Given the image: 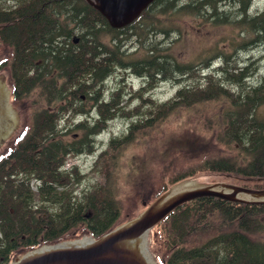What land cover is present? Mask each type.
Listing matches in <instances>:
<instances>
[{
  "label": "trees",
  "instance_id": "1",
  "mask_svg": "<svg viewBox=\"0 0 264 264\" xmlns=\"http://www.w3.org/2000/svg\"><path fill=\"white\" fill-rule=\"evenodd\" d=\"M253 3L155 0L114 29L86 0H0V39L13 46L10 83L25 116L16 143L0 159V264L83 233L100 237L122 222L119 156L138 134L182 108L225 102L217 107L219 120L202 127L222 138L224 155L197 170L233 174L246 187L264 189V118L258 113L264 79L252 81L255 68L238 61L242 50L264 46V7L250 12ZM187 18L196 19L197 28L228 32L210 39L206 56L180 62L173 51L178 39L171 37L182 35ZM135 76L141 82L132 106L125 85L109 83ZM161 82L178 85L165 101L149 96ZM116 119L128 121L126 129L105 143L97 139ZM99 145L90 171L101 181L84 187L85 173L67 161L94 154ZM237 154L241 159L234 161ZM192 170L173 173L170 183L193 176ZM152 236L161 264H264V203L191 200L160 221Z\"/></svg>",
  "mask_w": 264,
  "mask_h": 264
},
{
  "label": "rangeland",
  "instance_id": "2",
  "mask_svg": "<svg viewBox=\"0 0 264 264\" xmlns=\"http://www.w3.org/2000/svg\"><path fill=\"white\" fill-rule=\"evenodd\" d=\"M252 7V12L257 9L260 10L264 7V0H254V6ZM197 23L196 19H185V22L181 24L183 25L182 28H180L183 36L179 34L176 38H174L175 36L171 37V39H178L173 45V51L175 57L180 62L194 60L199 52V58L203 55L206 56L207 46L211 42L210 39H215L222 33L225 35L228 32L226 27H221L217 31H211L207 26L197 28ZM234 34L235 32L232 35L234 36ZM3 54H5V48L0 44V55ZM216 59L217 57L212 58L210 63L216 61ZM238 61H245L247 65L255 68L253 75L256 74V77L252 81H256L259 78L264 79V46L242 50L238 54ZM217 62L216 64L214 63L213 67H216ZM237 65L241 66V63L240 65L237 63ZM0 80L5 83L6 87L11 89L9 85V68L0 74ZM140 82L136 76L130 77L129 80L125 77H123V80H120L119 77H114L111 79L109 86L118 83L124 84L125 89L128 90L126 100L128 99L127 102L134 106L138 104L133 99L136 96V91L140 88ZM177 88L178 85L176 83L161 82L149 96L160 101H165L174 95ZM8 105L16 113V121L12 130L2 139L4 143L0 147V159L16 143L19 135L18 132L23 129L22 123L25 120L23 110L18 101L14 100V98L12 100V97L9 96ZM225 105L226 103L221 100L218 102H208L191 109L182 108L154 130L148 129L145 133L138 134L136 140L123 150L124 152L119 156L118 172L116 173L117 183L119 182V186L122 189L120 195L122 202L121 217L123 220L119 224L125 223L139 215L153 201L155 193H159L164 186L166 187L165 190L159 194H162L172 185L179 182H183L185 186L211 185L219 182L244 186L243 183L235 180L236 178L233 174L197 170L206 159H212L216 156L219 158L218 156L224 155L225 148L222 145V138L217 141L215 134L206 132L202 127L204 124H210L214 119L219 120L218 118H220L222 110L220 109L217 113V107L222 108ZM35 106L39 107L41 105L35 104ZM212 110L215 115L210 118L206 117ZM258 113L264 118V104L258 108ZM127 125L128 121L116 119L108 125L107 130L101 134L99 139L106 142L111 135H115L126 129ZM74 135L77 136V134ZM161 136L170 137L162 140ZM216 143L219 144L216 145ZM74 158L69 159L67 162L69 165L77 163L79 169L85 173L86 176L83 180L84 187L93 182L101 181L99 175L89 171V168L93 166L96 160V156L81 157L78 160ZM240 159V155H235L234 161ZM168 161H171L170 166L172 168L169 171L161 170L163 164ZM188 169H196L192 170L194 172L193 176L181 179L173 184L170 183L169 180L172 178L173 173H183ZM132 172L133 175L130 174ZM242 198L248 197L243 196ZM153 232L154 227L150 230L147 238L149 250L156 263L160 264L157 255L160 254L161 249L158 242L156 240L153 241ZM84 235L89 236V234L83 233L79 237Z\"/></svg>",
  "mask_w": 264,
  "mask_h": 264
},
{
  "label": "water",
  "instance_id": "3",
  "mask_svg": "<svg viewBox=\"0 0 264 264\" xmlns=\"http://www.w3.org/2000/svg\"><path fill=\"white\" fill-rule=\"evenodd\" d=\"M86 1L101 13L110 27L118 29L133 22L154 0ZM8 97V89L0 80V143L16 121ZM204 197L240 204H262L264 189L223 182L202 186H185L179 182L157 196L139 215L98 238L84 235L45 244L14 256L8 264H157L149 250L147 238L150 230L181 204Z\"/></svg>",
  "mask_w": 264,
  "mask_h": 264
},
{
  "label": "flooded vegetation",
  "instance_id": "4",
  "mask_svg": "<svg viewBox=\"0 0 264 264\" xmlns=\"http://www.w3.org/2000/svg\"><path fill=\"white\" fill-rule=\"evenodd\" d=\"M0 44L5 48V54L0 55V74H2L3 71L5 72V70L10 67V60L13 54V46H10L9 44L5 43L3 39H0ZM10 97H12V91ZM44 105L47 106L46 103Z\"/></svg>",
  "mask_w": 264,
  "mask_h": 264
},
{
  "label": "bare ground",
  "instance_id": "5",
  "mask_svg": "<svg viewBox=\"0 0 264 264\" xmlns=\"http://www.w3.org/2000/svg\"><path fill=\"white\" fill-rule=\"evenodd\" d=\"M154 1H155V0H154ZM154 1H152L151 3H149V5H151ZM149 5H148V6H149ZM148 6H147V7H148ZM252 6H254V3L251 4V6L249 7L250 12H252V8H253ZM147 7H146V8H147ZM146 8H145V9H146ZM141 13H142V12H141ZM141 13H140V14H141ZM136 19H137V18H136ZM106 21H107V20H106ZM108 24H109V23H108ZM109 26H110V25H109Z\"/></svg>",
  "mask_w": 264,
  "mask_h": 264
}]
</instances>
